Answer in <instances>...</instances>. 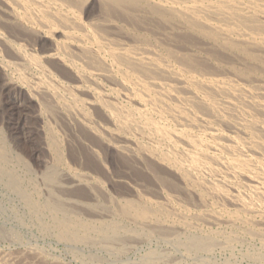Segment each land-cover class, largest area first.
<instances>
[{"label": "bare ground", "instance_id": "1", "mask_svg": "<svg viewBox=\"0 0 264 264\" xmlns=\"http://www.w3.org/2000/svg\"><path fill=\"white\" fill-rule=\"evenodd\" d=\"M0 83L41 151L33 170L0 127V241L264 264V0H0ZM37 247L0 264L64 263Z\"/></svg>", "mask_w": 264, "mask_h": 264}, {"label": "rangeland", "instance_id": "2", "mask_svg": "<svg viewBox=\"0 0 264 264\" xmlns=\"http://www.w3.org/2000/svg\"><path fill=\"white\" fill-rule=\"evenodd\" d=\"M0 87H1V83H0ZM6 93H1V89H0V127H4V132L6 133L7 137H8V142L10 145H12V148L16 151L17 153L20 154V156L22 158H24V160L31 166L32 165V169L36 170L37 166H38V162L36 163L37 158L36 156L38 154H40V140L36 134L35 131V121L33 119H31V115L28 114L27 118H26V122H24L25 120H23V114L25 111L24 108H22L21 110L18 109V107L14 106L10 100L9 97L6 96ZM8 99H6V98ZM8 100V101H7ZM6 103V104H5ZM5 104V105H4ZM27 106V104H26ZM5 108V109H4ZM13 108V109H12ZM1 109L3 111H1ZM28 111V110H27ZM29 112V111H28ZM26 112V113H28ZM22 113V114H21ZM25 115V114H24ZM27 115V114H26ZM22 118V119H21ZM4 119V120H3ZM10 119V120H9ZM5 122V126L2 122ZM20 121H23V129L24 131H22V129H19L18 123ZM8 122V123H7ZM11 122V123H10ZM3 124V125H2ZM10 126H9V125ZM2 125V126H1ZM25 125V126H24ZM15 131V132H14ZM27 131V132H26ZM15 133V134H14ZM14 139V140H13ZM19 151V152H18ZM2 189V190H1ZM2 188L1 184H0V203H2L3 205H6V203H8V199L10 198L9 194L7 193V191ZM5 192V193H4ZM114 192V191H113ZM7 193V194H6ZM15 204V203H14ZM1 214V213H0ZM2 215V214H1ZM5 218H9L8 215L5 214L4 216ZM0 218H2V216H0ZM4 218V219H5ZM10 219V218H9ZM5 220H3V222H5ZM9 225V224H8ZM10 226V225H9ZM11 227V226H10ZM27 229V230H25ZM18 233H20L19 237L21 239V246L20 244H12L8 241L5 240H1L0 241V252L1 253H6L7 252H22L23 249H26L27 247H37L40 250L44 251L45 253H47V255L52 258V259H56L59 262H64L63 264H84L80 259L75 258L70 251H66L68 249H66L65 246L56 243L55 241L48 239V238H41L37 232H35L34 230H31V228H29L28 226H22V228H19ZM30 231V232H29ZM36 236H35V235ZM38 237V238H37ZM4 241V242H3ZM52 242V243H51ZM43 243V244H42ZM35 244V245H34ZM58 244V245H56ZM18 245V246H17ZM26 245V246H25ZM28 245V246H27ZM14 246V247H13ZM25 246V248H24ZM8 247V248H7ZM141 247L138 248V250H140ZM146 248V247H145ZM240 248V247H239ZM66 249V250H65ZM241 249V248H240ZM19 250V251H18ZM21 250V251H20ZM142 250H144V248H141L139 253H136L135 255H131V259L136 258V256H139L140 254H142ZM48 251V252H47ZM240 251L242 250H236V254L235 256H231L228 252L227 253H218L215 257V260L217 263H222L225 262L226 260H229L232 264H247V261H245L242 256H240ZM50 253V254H48ZM223 254V255H222ZM229 254V255H228ZM238 254V255H237ZM53 255V256H52ZM72 255V256H71ZM59 256V257H58ZM135 256V257H134ZM141 256V255H140ZM226 256V257H225ZM74 257V258H72ZM221 257V258H220ZM230 257V258H229ZM232 257V259H231ZM235 257V258H233ZM62 258V259H61ZM238 258V259H237ZM220 259V260H219ZM237 259V260H236ZM76 260V261H75ZM236 260V263L233 262ZM245 262H244V261ZM78 261V262H77Z\"/></svg>", "mask_w": 264, "mask_h": 264}]
</instances>
